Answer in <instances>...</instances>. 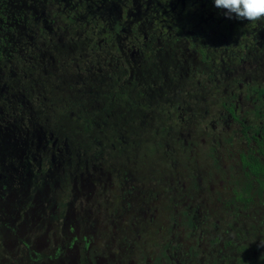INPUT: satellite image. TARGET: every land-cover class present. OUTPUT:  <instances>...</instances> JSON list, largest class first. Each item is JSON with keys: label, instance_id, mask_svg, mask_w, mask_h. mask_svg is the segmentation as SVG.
I'll return each instance as SVG.
<instances>
[{"label": "flooded vegetation", "instance_id": "obj_1", "mask_svg": "<svg viewBox=\"0 0 264 264\" xmlns=\"http://www.w3.org/2000/svg\"><path fill=\"white\" fill-rule=\"evenodd\" d=\"M225 11L214 0H0V264H19L17 250L6 248L5 241L15 226L27 234L41 227L48 232L69 217L74 225H112L113 240L117 227L133 224L129 219L135 214L150 211L141 200L143 192L133 180L119 179V171L128 166L129 147L156 151L162 139L167 146L165 140H185L182 134L193 132L189 118L203 120L202 131L214 128L204 122L207 109L194 115L199 108L192 103L193 96L208 100L211 81L212 92L221 86L216 75H221L224 59L214 52L229 50L236 60L240 47L253 50L256 36L262 34L244 29L258 21L229 19ZM72 21L77 30L69 29ZM83 32L90 45L82 44ZM64 49L68 61H55L53 54ZM162 53L174 54L176 66L165 74L157 58L151 77L147 59ZM43 59L44 74L53 67L55 76L68 65L70 72L59 73L52 82L48 73L39 83L33 70ZM241 87L238 94L230 91L225 99L221 95L217 116L225 119L227 128V122L235 123L236 141L245 146L238 151L230 193L237 205L249 203L253 194L264 200L259 183L264 169L251 165L264 167V87L249 88L250 117L238 110ZM38 88L42 93L35 92ZM115 98L124 103L120 127L118 122L105 123L114 115ZM66 134L77 138L70 143ZM115 135L117 145L122 141L118 147ZM97 137L110 138L109 156L116 161L110 164L115 175L106 173L104 179L93 175L97 156L86 154V149H102ZM119 154L124 156L121 161ZM190 208L184 205L182 212ZM85 246L81 260L91 263Z\"/></svg>", "mask_w": 264, "mask_h": 264}, {"label": "rangeland", "instance_id": "obj_2", "mask_svg": "<svg viewBox=\"0 0 264 264\" xmlns=\"http://www.w3.org/2000/svg\"><path fill=\"white\" fill-rule=\"evenodd\" d=\"M19 1L26 2L17 0V3ZM36 8L42 10L43 6ZM68 24L71 25L70 30H77V23L72 21ZM251 28L262 33L256 36L255 42L261 43L263 48L255 43L252 44L253 50L240 47L236 60L230 58L229 50L225 54H219L217 49L213 56L224 59L223 68L219 69L221 75H216L220 88H213L212 92L211 81L208 100L203 102L200 97L193 96V107L199 108L194 110V115L207 109L203 119L204 122L213 123V129L202 131L203 120L189 118L188 125L190 129L193 126V132L182 134L185 140H165L167 146L162 139L155 146L156 151L153 147L143 145L135 147L137 149L129 147L128 166L125 171L120 169L118 178L125 177L134 181L133 184L143 192L139 194L145 205L150 207L149 212L135 214L134 219L130 215L129 220L134 223L117 227L113 240L109 238L112 225H74L69 217L66 218L65 225H52L53 229L50 227L48 232L45 227H41L32 234H27L15 226L9 229V238L5 237L8 244L6 248L18 252L14 253L15 260H20L19 264H72L71 261L83 259V247L88 243L85 248L91 263L81 260L77 264H264V200L258 194H253L249 203H234L230 193L236 179V159L239 149L243 151L245 146L243 141L241 144L236 141L235 123L227 122V128L225 119L217 118L221 111V95L224 94L225 99L230 91L238 94V85L242 86L238 110L243 114L247 113L248 117L252 116L248 111L252 110L248 100L253 92L249 88L257 84L264 87V25L258 21L255 26H244L247 31ZM81 29L85 30L83 26ZM81 37L82 44L90 45L91 39L85 37L84 32ZM71 45L77 51V38ZM67 52L64 49L54 53L55 61H68L70 55ZM238 56L241 57L240 61ZM157 58L161 59V71L164 70L165 74H169V68L176 66L174 54L152 55L151 59H147L146 65L151 77L153 67L157 66ZM46 63L47 59H43L33 70L39 83L48 78V73H51L49 80L52 82L59 73L70 72L68 65L65 70H58L55 76L52 75L53 67L44 74L43 66ZM222 88L225 92L221 91ZM102 89H105L104 84ZM114 90L119 92L116 87ZM35 92L42 93V88L35 89ZM196 94H200V91L195 92ZM115 100L114 115L105 119V123L118 122L117 126L120 127L123 125L121 115L124 103L120 98ZM85 106L88 107L86 103ZM50 114L49 120L53 122ZM141 134L145 136L146 130L142 129ZM118 135L129 141L132 139L126 134ZM66 136L70 143L77 138L75 134ZM84 137L91 141L87 136ZM115 138L116 135L113 143L118 147L122 141L117 145ZM96 140L102 149H97V146L94 150L86 149V154L97 156L98 159L94 164L96 167L93 175H101L104 179L108 173L111 177L115 172L110 164L116 161L109 156L110 138L107 137L105 141L102 137H97ZM119 156L118 159L123 160L124 156ZM262 159L264 160V154ZM237 173L239 174L238 169ZM130 183L132 182L129 181ZM184 205L191 206L189 213L182 212Z\"/></svg>", "mask_w": 264, "mask_h": 264}, {"label": "clouds", "instance_id": "obj_3", "mask_svg": "<svg viewBox=\"0 0 264 264\" xmlns=\"http://www.w3.org/2000/svg\"><path fill=\"white\" fill-rule=\"evenodd\" d=\"M217 8L226 10L227 18L247 22L264 20V0H214Z\"/></svg>", "mask_w": 264, "mask_h": 264}, {"label": "trees", "instance_id": "obj_4", "mask_svg": "<svg viewBox=\"0 0 264 264\" xmlns=\"http://www.w3.org/2000/svg\"><path fill=\"white\" fill-rule=\"evenodd\" d=\"M251 165H252V166H256V167H261V168L264 169V167L261 166L260 163H258V162H252ZM259 183H260V185H261V190L264 192V174H262Z\"/></svg>", "mask_w": 264, "mask_h": 264}]
</instances>
